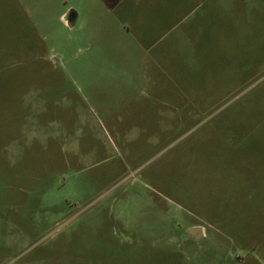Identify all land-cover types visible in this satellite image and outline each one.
Masks as SVG:
<instances>
[{
	"label": "rangeland",
	"instance_id": "obj_1",
	"mask_svg": "<svg viewBox=\"0 0 264 264\" xmlns=\"http://www.w3.org/2000/svg\"><path fill=\"white\" fill-rule=\"evenodd\" d=\"M0 264H264V0H0Z\"/></svg>",
	"mask_w": 264,
	"mask_h": 264
},
{
	"label": "water",
	"instance_id": "obj_2",
	"mask_svg": "<svg viewBox=\"0 0 264 264\" xmlns=\"http://www.w3.org/2000/svg\"><path fill=\"white\" fill-rule=\"evenodd\" d=\"M75 19V13L69 10L63 17L64 23L68 28H71ZM201 228L194 227L185 231V236L190 240H198L201 237Z\"/></svg>",
	"mask_w": 264,
	"mask_h": 264
},
{
	"label": "crops",
	"instance_id": "obj_3",
	"mask_svg": "<svg viewBox=\"0 0 264 264\" xmlns=\"http://www.w3.org/2000/svg\"><path fill=\"white\" fill-rule=\"evenodd\" d=\"M199 228H201V227H199ZM201 230H202V232H201V237H200V238H202V237L204 236L203 228H201ZM200 238H199V239H200Z\"/></svg>",
	"mask_w": 264,
	"mask_h": 264
}]
</instances>
